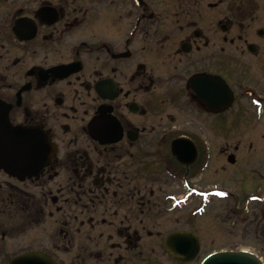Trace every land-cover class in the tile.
Returning a JSON list of instances; mask_svg holds the SVG:
<instances>
[{
  "label": "flooded vegetation",
  "instance_id": "af4514ba",
  "mask_svg": "<svg viewBox=\"0 0 264 264\" xmlns=\"http://www.w3.org/2000/svg\"><path fill=\"white\" fill-rule=\"evenodd\" d=\"M243 120L264 155V0H0V264H202Z\"/></svg>",
  "mask_w": 264,
  "mask_h": 264
},
{
  "label": "rangeland",
  "instance_id": "374dc122",
  "mask_svg": "<svg viewBox=\"0 0 264 264\" xmlns=\"http://www.w3.org/2000/svg\"><path fill=\"white\" fill-rule=\"evenodd\" d=\"M235 138L241 143V150L236 154L237 162L235 165H230L223 158L222 164L226 165L227 169L222 170L219 183L223 191H234V196H228L227 199L222 200H209L205 214L190 217L191 227L205 241L202 255L214 250L248 249L259 254H261L260 251L264 252V245L261 242L264 238V205L251 200L247 203L248 206H245L250 190L260 188L261 183L259 180L244 185L241 183L249 173L263 172L264 166H261V161L264 155L262 153L253 157L251 154L245 120L239 123ZM254 147L259 152L263 144L260 140H255ZM207 173H210V170ZM204 180L206 185L213 182L212 176L211 183L208 182V177ZM260 191L259 189V193H262ZM262 191L264 192V189ZM196 206L197 203L190 206L189 211ZM228 211L229 214H226ZM261 213H263V218Z\"/></svg>",
  "mask_w": 264,
  "mask_h": 264
},
{
  "label": "water",
  "instance_id": "95a60500",
  "mask_svg": "<svg viewBox=\"0 0 264 264\" xmlns=\"http://www.w3.org/2000/svg\"><path fill=\"white\" fill-rule=\"evenodd\" d=\"M25 148L30 150L32 145L25 144ZM49 150V145H46V152ZM176 237H184L185 242L187 238L190 241V247L188 250L187 244L177 245V249H173L172 245H168L172 248L173 252L176 254H189L190 257L194 256L198 251V239L194 233L187 232L184 235L178 234ZM176 248V247H175ZM17 264V263H15ZM204 264H263V262L252 252L245 250L241 251H220L210 255L204 262Z\"/></svg>",
  "mask_w": 264,
  "mask_h": 264
}]
</instances>
